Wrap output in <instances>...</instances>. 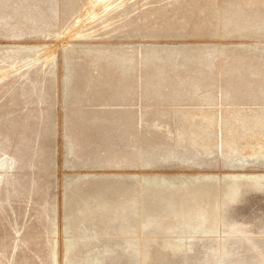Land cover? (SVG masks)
Returning a JSON list of instances; mask_svg holds the SVG:
<instances>
[{
    "label": "rangeland",
    "instance_id": "374dc122",
    "mask_svg": "<svg viewBox=\"0 0 264 264\" xmlns=\"http://www.w3.org/2000/svg\"><path fill=\"white\" fill-rule=\"evenodd\" d=\"M0 179V264H264V0H0Z\"/></svg>",
    "mask_w": 264,
    "mask_h": 264
},
{
    "label": "bare ground",
    "instance_id": "6f19581e",
    "mask_svg": "<svg viewBox=\"0 0 264 264\" xmlns=\"http://www.w3.org/2000/svg\"><path fill=\"white\" fill-rule=\"evenodd\" d=\"M98 1V0H97ZM93 3H95V2H93ZM8 165V164H7ZM11 165V164H10ZM9 166V165H8ZM1 180V179H0Z\"/></svg>",
    "mask_w": 264,
    "mask_h": 264
}]
</instances>
